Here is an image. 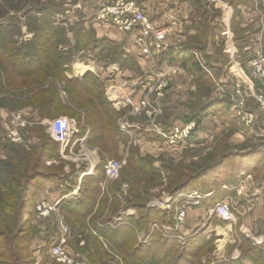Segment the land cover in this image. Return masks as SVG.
Returning a JSON list of instances; mask_svg holds the SVG:
<instances>
[{
    "label": "trees",
    "instance_id": "1",
    "mask_svg": "<svg viewBox=\"0 0 264 264\" xmlns=\"http://www.w3.org/2000/svg\"><path fill=\"white\" fill-rule=\"evenodd\" d=\"M12 1L15 0H3V6H7L6 4ZM187 1L191 3L194 16L198 18L192 40L195 41V36L208 32L211 33V40L214 41L218 29H211L207 21L210 4L206 0ZM229 2L237 9L238 5L244 1L230 0ZM35 11L39 14L38 17L27 16L26 25L32 33V37L28 40L18 43L10 36V33L14 31L13 28L0 27V95L16 92V95L21 98L17 99L16 103L9 102L4 107L7 109L29 107L41 119L52 120L59 115H67L74 118L77 125L83 121L89 128L87 143L97 147L100 151V163L96 170L103 163L100 168L103 177L104 157L117 154L119 144L121 146L128 143L127 134L119 128L118 124L120 110H116L106 97L104 83L99 77L89 72L83 76L68 77L66 75L69 70L67 64L74 55L73 50L93 47L95 49L98 44L100 52L111 53L115 50L120 57H130V55L122 49L124 48L122 43L105 37H97L93 29L85 28L80 22L78 26L74 25L75 27L69 29L74 37L72 47L63 50L61 46L67 40L65 32L60 26L54 24V20L44 7ZM237 23L238 21L233 18L231 30L234 33L237 48L242 51L246 44V37L243 33L244 29ZM192 40L181 48L168 46L162 49L159 60L178 64L185 69L192 77L195 90L202 85H206V88L213 87L215 78L211 71H214V66L210 62V56L206 54V46L205 44L195 46L196 43ZM215 49L218 52V48ZM202 51H205L204 64L197 56V52ZM111 58H113L112 55ZM114 59H116L115 56ZM61 90L65 92L64 97L61 96ZM231 104L232 101L226 96L213 98L209 103H202L198 107L190 103L188 109L192 111H189L190 113H187L184 118L185 121L194 120L198 124L206 109L217 106L216 110L219 115L234 131L233 118L229 114ZM0 105L3 106L1 102ZM34 134L39 136L38 143H27V136L32 137ZM22 135L25 141L21 144L0 140V149L3 153V157H0V264H34V258L30 256L28 248L29 212L26 208L28 198H32L40 191L46 182L58 180V176L55 175L56 171H52L53 166H46V169H43V166L46 159L51 157L46 145L51 143L52 149H57L59 142L48 133H46V138H42L36 129L24 128ZM127 153L126 165L121 167L118 180L107 189V193L100 190V176L87 175L83 177L82 182L87 179L90 186L86 188L83 185L84 187L76 198L64 201L62 209L68 219L73 218L74 221L82 224L88 216V224L96 232L92 239L101 246L102 244L110 246L116 254H124L127 257L126 260H134L129 261L130 264H169L165 263V260L173 261V264H182L181 262L210 264L207 258H205L206 262L204 260L184 261L187 260L188 255L194 254L198 249L194 246L195 235L190 236L192 239L184 247L175 245L174 241H179L173 238V252L176 254L174 257H169L172 249L167 245V239H162L157 233L151 235L146 244L138 243L136 231L149 233L154 217L158 214L166 216L171 211L160 212L146 205V201L152 196L150 189L157 185L156 181L162 177L160 170L165 172L164 179L172 194L182 189H200L206 192L211 190L210 186H215L217 190L220 183L216 173L224 174L227 181L230 176L234 175L233 170L237 168L250 172L256 183L264 182V139H257L250 145V149L244 152L230 150L222 152L212 162L202 164L197 168L188 165H185V168L176 169L157 168L153 165V156L140 154L130 148ZM84 169L85 166L80 168L81 171ZM123 184L126 185L125 192L120 190ZM126 205L133 206L137 210V216H120L119 211ZM105 211L109 215L106 214L100 218ZM116 216L118 219L115 220ZM215 218L220 220L218 216ZM241 239H244V243L247 244V246H239L242 253L251 255L257 264H264L260 250L249 242L250 240L244 237ZM140 250L146 251L147 255H140ZM198 250L201 252V248ZM212 250L213 247H210L207 253H211ZM85 252L89 255L92 264L99 262L92 258L93 254L98 253ZM159 256L163 258L160 260Z\"/></svg>",
    "mask_w": 264,
    "mask_h": 264
},
{
    "label": "rangeland",
    "instance_id": "2",
    "mask_svg": "<svg viewBox=\"0 0 264 264\" xmlns=\"http://www.w3.org/2000/svg\"><path fill=\"white\" fill-rule=\"evenodd\" d=\"M154 1L158 4L161 3V0ZM170 1L171 0H168L169 3ZM206 1L211 6L209 7V19L207 20L209 25L211 26V29L213 28L217 30V28H215L216 23H221L223 26L225 24L227 29V24L225 22V10L226 17H228V14H230L231 16L233 12V15L238 17V19H236L238 21L237 24L239 25L240 23L241 28L244 29L243 33L257 38L259 45L258 53L261 52V54L264 55V0H240L244 2H241L238 6H245L246 8L237 7V9L231 6L229 2L230 0ZM169 3L168 5H170ZM76 4L77 3L74 4V0H15L10 2V4H6L7 6H3V0H0V27L6 26L13 28L14 31L10 33V36L14 40H17L18 43L28 40L32 37V33L28 30L26 25L28 21L27 16L31 15L34 17L39 15L35 10L44 7L54 20V24L60 26L65 32V35H68L64 45L61 46V48L65 50L72 47V44L74 43V37L69 29L71 27L78 26L79 22L81 23V20L77 16L79 10L76 9V7L79 6ZM183 4L179 5H182L184 7L185 5ZM214 6L221 7V16H218V11L213 8ZM183 7L182 10L185 11ZM249 7H251V10L249 9ZM170 9L171 10L169 11H172L171 13L173 14V8ZM150 13L152 16L155 15L154 10H150L149 14ZM86 16L87 15L82 16V22H84V24L88 26L89 18H84ZM150 18L153 20L155 19L151 16ZM178 20L187 21L183 24H180L178 26L179 29H172V31L170 30L171 37H173L174 32V36L177 37V39L174 40L175 42L189 41L192 36L194 37V35L192 34V25L197 27V23L192 24V22L189 21V15H185V13L180 14ZM159 24L163 25V23ZM97 31L98 33H102L100 30ZM211 37V33L206 32L200 34V36H195V41H192L193 43H196L194 44L195 46H200L202 44H205V46H207L208 41L212 39ZM209 45L210 44H208V46ZM99 46L100 45L98 44L97 48L95 49L93 47L90 49L73 50L74 55L71 58V61L67 64L69 70L66 72V75L68 77H72L83 76L88 72L92 74L94 73L103 81L105 86V94L106 87H108L107 85L109 84H112L115 87H120L121 89H123L125 94H128V92H130V85L135 84V92H137H134V94L135 96L137 94L136 100L143 98L144 95H146V89L144 90L142 87H140L141 80L144 78L142 77L143 72H140V67L133 59V57H120L115 50L111 51V53H103L100 52ZM208 48L210 51L214 52L215 56H220L218 55V53H216V51L212 50L210 46ZM223 48L227 49L225 42L223 43ZM122 49L124 50L125 47H122ZM204 52H197V56L199 60L202 61V63L206 61ZM111 55L113 56V58H111ZM257 55L258 57L261 56L260 54ZM114 56L116 57V59H114ZM240 59L242 60V58ZM218 64L222 65L219 66L221 68L218 77L221 78V73L225 72L223 81H226V87L230 90L231 96L234 99H239V97H246V88H243L242 90H240V92H237L238 90L234 89L233 85H235L237 82L240 84L245 83L244 85H247V83L249 85L251 84L249 79L246 78L244 74H247V69H243L244 73L241 72L239 74L238 71L235 72L237 74L234 75L229 71L231 67L230 61L227 63L220 62ZM247 64L248 61L246 59L244 67ZM247 66L249 67V65ZM211 72L215 78L213 87L206 88V85H202L196 90L194 89L190 91V89L192 88L190 78L187 77V75L185 76L183 74H180L174 81L177 83V86L176 83H174V85H170L169 82V88L171 89L165 91L163 96L157 98L158 101L157 99H154V93L146 95L148 97V100L145 104V107H137V104H135V108H133L130 103L122 104L120 98L111 100L106 94L108 100L112 102L113 107L116 110H120V116L118 118L120 129L121 126L119 121L123 119H125L127 123H129V125L134 123L137 124V122H139L140 125L131 126L132 130L129 129L128 132L124 131L128 136V143H125L121 146L119 144L117 154L106 155L104 157L105 161L107 159L121 160L123 161V164L121 166L123 168L126 165V155L128 154V149L130 148L136 152H139L138 148H140L143 151H147V155L148 153H151L149 155L153 156V165L157 168L170 167L176 169L185 168V165L191 166L192 168H197L202 164L212 162V160L218 158L222 152L240 148L241 146L236 145L237 143H239L238 140L240 138L233 135V130L228 129L226 133L224 132V126L218 118L219 112L218 110H216L218 109L216 108L217 106H213L205 110L203 117L205 116L204 118L207 119L205 120L206 122L204 126L203 124H201L202 120L200 121V123L195 124V127L198 125V129L200 130H198L191 144L189 142L188 144L187 140L183 141L184 137L182 139L176 138V142L171 144L168 142L167 138L162 135L163 132L167 134V132L172 128L173 121L177 122L178 120L183 121V119H185L184 117H186V114L192 111L188 109L190 103L194 104L195 107H198V105L202 103H209V101L213 98L222 97L223 93L220 92L222 91L221 88H223V85H218L217 83L219 82V78H217L216 76L217 71ZM249 76H251L253 79L256 75H253L251 70V74H249ZM242 79L246 82H244ZM259 80L260 83H264V76L262 77V80ZM252 85H254L253 82ZM255 91L256 93L253 94V97L258 104L256 102H252L251 104L252 107L257 108V111L255 112V128L253 129L254 131L259 130L261 133H263L264 106L261 104V100H264V91L260 88L259 85L257 86V89H255ZM17 99L21 98L16 95V92H9L8 94L3 93L2 95H0V102L3 104V106L0 105V134L2 133V135H9L7 136L8 139L5 135L3 136L8 140V142H12L14 144H21L22 141H25L23 135H20L19 131L17 130V128L19 127L21 129H23L24 127L26 129H36L38 130V133L40 136H42V138H46V133L50 135L49 124L51 120L46 118L41 119L36 113H34V115H30V113L28 111H25L24 108L7 109V107H4V105L8 104L9 102L16 103ZM231 101L233 102V100ZM3 109H6L7 112H4ZM59 116H66L67 118L73 119L76 123L75 125L78 131L73 136H71L70 143L67 145H61L59 143V145H57V149H52L51 143H48L46 145L50 150L51 157L46 159L45 165H42L43 169H46V166H53V169H51L52 171H56L55 175L58 176V180L46 182L40 191L34 194L32 198H28V205L26 208L29 212L27 229H29L28 248L30 251V256L34 258V264H92V261L89 260V255L87 254V252H85L90 251L91 253H98V256L94 254L92 255L90 253L93 259L99 260L97 264H105V262L107 264H126V262L130 264L129 261L134 260H126L125 258L127 257L124 254H116L114 249H112L110 246L106 244H102L101 246L100 243L97 244V242L92 239L94 238L93 234H95L96 232L95 230H93V228H90V225L88 224V216L85 217V223L82 224L79 221H74L73 218H71V220L68 219L66 213L62 209L65 200L73 199L74 197L76 198L84 186L86 188L90 186V183L87 179L82 182L83 177L93 174L100 176V190L101 192L104 191L105 193H107V189L111 187V185L115 181L118 180L119 176L117 178L109 180L106 179L105 176L102 177L103 174L101 173L100 168H102L103 163H101V166L98 168V170H96V167H98V164L100 163V151L97 147L87 143L89 128L86 127L83 121L80 125H77V122L74 118L67 115ZM23 119H26V122L23 121ZM192 128L190 129V131L192 130ZM11 132L13 134H10ZM18 133L20 137H18ZM27 137V143H38L39 141V136L35 134L32 137H30V135ZM83 137L84 141H74V139L76 138L81 139ZM252 143L247 142L246 144L252 145ZM137 145H139L140 147ZM93 148H97V154L99 158L97 163L95 164L94 171L90 172L89 169L92 166L93 160ZM82 166H85V169L83 171L80 170ZM160 172L162 177L161 179L156 181L157 185L153 186L150 189L152 196L146 201V205L149 207H153L160 212H169L170 210L172 212L170 211L166 216H162L161 214L155 216L154 221L151 224L149 233L136 231L138 243L142 245L146 244L151 235L157 233L162 239H167V245L172 249L169 257H174V255L176 254L175 252H173V238L179 241H174L175 245L184 247L187 245V242L192 239L190 237L191 234L189 233L194 232V235L196 237L194 240V246L198 247V249L201 248V252H199V250L197 249L198 251L196 250L194 254L188 256L186 255L187 260L184 261L190 260L195 262L204 260L206 262L205 258H207L208 260H210V264H232L231 260H227V257L229 256L228 254H230L232 248L234 246L240 245L247 246V244L244 243V239H241L237 226H235L234 228L233 224V232H231V235L234 236L235 234V237H238L239 242L237 238L235 241H232V238H230V241L225 244V253L222 252L223 254H218L220 252L217 251V246L221 247V245H224L225 242L221 241L219 238H217V236H214V232L206 229L205 226L202 228H195L188 234H186V236H183L182 233H186L181 228L182 223L184 222L178 223L174 219L173 211H175V209L180 206L184 200H186L187 196L190 193H196L201 196V194L205 192L200 189H182L176 194H172V192H170L169 190V187L167 188V181L164 179L165 172L163 170H160ZM245 178L250 179L249 176ZM67 189H69V191H67ZM120 190L125 192L126 185H121ZM174 199L176 202H173ZM110 200L111 198L109 199V201ZM229 202L232 211V221H234L236 220L235 216L236 214H239V210L241 207L239 206V200L235 198L234 200L229 199ZM169 203L170 208L168 209L165 204ZM199 205H201V201L196 206ZM39 207H43V210L45 211L43 214L40 213L41 209H39ZM250 207L251 210L254 208L253 206ZM190 208L191 207H189L188 209ZM256 208H254L256 209V211L253 212V215L255 216L256 214H258V216L255 217L257 221L252 222L253 227L255 228L252 232L254 234H264V200L260 201ZM106 214L109 215V213L105 211L104 214L100 216V218L106 216ZM119 215L137 216V210L131 205H126L119 211ZM215 217L216 214L214 215V212H212L210 219L212 222H214V224H223V222L219 221ZM116 219H118V216L115 217V220ZM81 221H83V219ZM235 223H237L238 225V222ZM109 224L111 226L113 225L112 223ZM65 227L66 231L63 230ZM137 232H139V234ZM61 239L65 240L62 246L65 258L62 257V260H58L51 254L50 249L53 245L60 243L59 241ZM251 241L253 242V240H250L249 242ZM262 245L264 247L263 243L257 245L256 247L261 246L262 248ZM210 247H213V250L211 251V253H207ZM174 248L176 249V246ZM260 252L262 257L264 258V250L262 249L261 251L260 249ZM139 253L140 255H147V252H144L143 250H140ZM186 253L187 252L185 251V254ZM203 253L204 255H202ZM158 258L161 260L163 257L159 256ZM167 261L168 260H165V263L173 264V261ZM181 263L185 264L186 262Z\"/></svg>",
    "mask_w": 264,
    "mask_h": 264
},
{
    "label": "crops",
    "instance_id": "3",
    "mask_svg": "<svg viewBox=\"0 0 264 264\" xmlns=\"http://www.w3.org/2000/svg\"><path fill=\"white\" fill-rule=\"evenodd\" d=\"M111 1H113V0H74V4L77 3L76 5L79 6V7H76V9L79 10V13L77 14V16L81 20V23L83 24V26L85 28L93 29L97 37H105V38L115 40V41L123 44L127 53L131 57H133V59L137 62L138 66L140 67V70H141L140 72L141 73L143 72L142 77H144V78L141 80L140 87H142L144 90H145L146 86L149 84H154V86H156L158 84L157 79H154L155 73H161L162 70L166 72L170 68L173 69V66H175V68H176L175 73L168 71V73H169L168 77H167L168 83L163 88V93H165V91H168L169 89H171V88H169V82H170V85H172V84L174 85V83H176L174 81L176 80V78L180 74H183L185 76L187 75V77L190 78V81L192 84V88L190 89V91L194 90L195 86L193 84L192 77H191V75H189L185 71V69H183L180 65L175 64V63H169L166 61L160 62L159 54H160V51L162 49L156 55H154L150 58L145 57L144 55H142L140 53L136 44H134V42H133L134 36L131 34V32L122 31L116 25H114L111 22V20L101 17V8L104 5L109 4ZM135 1L141 5V8L143 9L144 13L147 15V17L150 20H152V22L155 25L161 26V27L163 25H165V26H163L167 29L165 48L168 46H173L175 48H181V46H183L185 43H187L193 39V38H191L189 41H186V42L185 41L184 42H181V41L175 42L174 40L177 39V37L174 36V32H173V37H171V34H170V30L172 31V29L173 30L179 29L178 26L187 21V20H184V21L178 20V17L180 14H183V13H185V15L188 14L189 15V21H191L192 24L197 22L198 18H196L194 16V9L190 5L189 1H187V0H171L169 3L168 0H161V3H159V4L157 2H155L154 0H135ZM180 1L183 2L184 4L181 3ZM168 3L170 5H168ZM179 4H183L185 6L187 5L186 9H185V6L183 7L182 5H179ZM182 7L186 12L182 10ZM170 8H173V14L171 13L172 11H169V10H171ZM213 8L218 11L217 12L219 14L218 16H221V13H222L221 7L214 6ZM238 8H246V7L245 6H238ZM249 9L251 10V7H249ZM150 10L155 11L154 16H152L151 13L149 14ZM231 10H232V8H231ZM83 15H87L84 18H86V19L89 18V22H88L89 25L88 26L85 25L84 22H82V16ZM150 16L154 17L155 19L154 20L151 19ZM233 18L235 20L238 19L237 16L233 15V12H232L231 16H230V14H228V17H226V10H225V22L227 24V29H226L225 24L223 26L221 23H216L218 33L216 34L214 41H212V40L208 41L207 46H206V54L210 56V62L214 66V72L217 71L216 76H217V78H219V82H217L218 85H223V88H221L222 91L220 93H223L222 96L229 97L230 100H233L232 104L229 107V114L233 118L234 127H235L234 131H233V133H234L233 135L238 136L240 138L238 140L239 143H237L236 145H239L241 147L236 148L234 150H230V151H232V152H244V151H247L248 149H250V145L246 144L247 142L252 143V142H255L257 139H264V132L261 133L259 130L254 131V129H253V128H255V122H256L255 112L257 111V108H254L251 106L252 102L257 103V101H255V99L253 97V94L256 93L255 89H257V86L259 85L260 88L264 91V83H260L259 79L262 80V77L254 76L255 78L252 79V77L249 76V74H251V70L253 69L252 61L258 57L257 54H260L262 56V58H264V55H262L261 52L258 53L259 52V48H258L259 45H258L257 38L246 35V34H245L246 44L243 47L242 51H240L237 48V46L235 44L234 33L231 30V25H230ZM159 23H163V25H160ZM166 25H168V26H166ZM239 26L241 27L240 23H239ZM244 27H246V26H244ZM192 29H193L192 34L194 35V33H195L194 25H192ZM97 30H100L102 33H98ZM222 31H223V33H222ZM190 34H191V32H190ZM224 42H225L227 49L223 48ZM208 44H210L209 46L212 48V50L216 51V53H218V55H220V56H218V57L215 56L214 52L209 50ZM215 48H218V52ZM223 55H225V56H223ZM240 58H242V60ZM245 58L248 61L247 65H249V67L247 65L244 67L245 62H246ZM229 61L231 62V67H230L229 71H230V73H232L234 75L237 74L235 72H238V71H239V74L241 72L244 73L243 69L244 68L247 69V74L246 73H244V74H245V77L249 79L251 84L249 85L247 83V85H244L245 83L240 84L237 82L236 84L234 83L235 85H233V88L238 90L237 92H240V90H242L243 88H246V90H247L246 97H239V99H234L231 96L230 90L227 89V87H226V81H223L225 72L221 73V78L218 77L220 74L219 71L221 68L219 66H222L221 64H218V63H220V62L227 63ZM250 68H251V70H250ZM257 78H259V79H257ZM243 81L246 82L245 80H243ZM252 82L254 83V85H252ZM107 86L108 87H106V94H107L109 99L112 100V99H117V98L119 99L120 98L121 101H123L124 99H130L134 105L137 104V100H136L137 94H136V96L134 94L135 89H136L135 84L130 85V87H129L130 92H128V94L127 93L125 94L123 89H121L118 86L115 87L112 84H109ZM167 86H168V88H167ZM176 86H177V83H176ZM166 88H167V90H166ZM61 96H62V94H61ZM118 106H120V105H118ZM3 110H4V112H7L6 109H3ZM24 110L28 111L30 113V115L31 114L34 115V113H36L34 110H32L29 107L24 108ZM232 111H233V113H232ZM204 117L201 119L202 120L201 124H203V126L206 122L205 120L207 119ZM218 118L220 119L221 123L224 126V132L225 133L228 129H231V127H229V124L226 121H224L220 115L218 116ZM25 120L26 119H23V121H25ZM177 122L173 121V126L185 127V126L189 125V126H191V128L193 127L192 130L189 131V134L186 137H184V139H183V141L187 140V143L189 142L191 144L193 142V139L195 138V135L197 134L198 130H200V129H198V125L195 127L196 122L194 120L185 121V119H183V121L178 120ZM134 125L137 126L140 124H139V122H137V124L136 123L132 124V126H134ZM23 129H21L20 127L17 128L20 135L22 134ZM19 133H18V137H20ZM49 133H50V128H49ZM10 134H13V133L11 132ZM3 135H5V134H3ZM3 135H2V133L0 134V140H2V141L7 140L8 139L7 136H9V135H5L7 139H5V137ZM83 139H84V137L81 139L76 138L75 141H77V140L78 141H84ZM137 146H139V145H137ZM93 149H94L92 151V154H93L92 159L93 160H92V166L89 169L90 172L94 171L95 164L97 163L98 158H99L98 154H97V148H93ZM138 151L140 154H147V151H143L140 148H138ZM148 154H151V153H148ZM0 157H3V153H2L1 149H0ZM96 158H97V160H96ZM237 166H239V165H237ZM233 174L234 175L230 176L228 178V180L226 181V177L223 176L224 174L222 175L221 173L217 172L216 177H217L218 182L220 183L219 189L215 190V186H210L211 190H208L205 193L201 194V205L187 209V213H186L184 223H182V226H181L183 231L186 232L184 234L182 233L183 236H186V234H188L190 231H192L195 228L196 229L198 227L202 228L204 226L206 227V229L214 232L213 233V234H215L214 236H217V238H219L221 241L225 242L224 245H221V247L217 246V251L220 252V253L217 252L218 254H223L222 252L225 253V244L228 241H230V238H232V241H235L236 238L238 239L237 236L235 237V234H234V236L231 235V232H233V229H232L233 224H234V228H235V226H237V229L240 233V237H244L248 240H253V242L252 241L251 242L255 246L260 245L261 243L264 244V234H259V233L254 234L252 232L253 229H255L253 227L252 222H256L257 219L255 217L258 216V214H256L254 216L253 212L256 211V209H257L256 207L259 204V202L264 200L263 199L264 198L263 197L264 196V190H263L264 189V182L263 183H256L252 174L250 172H247L243 168L234 169ZM229 175H230V173H229ZM247 176H249L250 179H246L245 177H247ZM190 190H197V189H190ZM214 192L216 194H214ZM234 198L239 200V206L241 207L239 210V214H236V216H235L236 220H234L232 222H230V221L225 222V221L220 219L219 221L223 222V224H219V223L214 224V222H212L210 219V216L212 213V208L214 207V205L220 201H223V200H225V201H229V199L234 200ZM173 202H176L175 199L173 200ZM250 206H253L256 209L253 208L251 210ZM235 222H238V225ZM137 233L139 234V232H137ZM189 234H191L190 236H193L195 233L193 232V233H189ZM238 242H239V239H238ZM257 248L258 249L260 248L261 251H262V249L264 250L263 245H262V248H261V246H259ZM228 255L229 256L227 257V260H231L232 264H257L255 262V259L251 255L242 253L241 248L239 246H234L232 248V251Z\"/></svg>",
    "mask_w": 264,
    "mask_h": 264
},
{
    "label": "built area",
    "instance_id": "4",
    "mask_svg": "<svg viewBox=\"0 0 264 264\" xmlns=\"http://www.w3.org/2000/svg\"><path fill=\"white\" fill-rule=\"evenodd\" d=\"M101 17L111 20V22L116 25L120 30L125 32H131L134 36V43L139 49L140 53L145 57H152L156 55L161 49L165 48V40L167 35V29L165 27L155 25L144 13L141 5L135 0H113L109 4L104 5L101 8ZM264 59L259 56L252 61V74L263 77L264 76ZM175 66L173 69L170 68L168 71L175 73ZM168 71H161V73H155L154 79H157L158 84H149L146 86V95L154 93V99L163 96V88L168 83ZM61 94L64 97L65 93L61 90ZM144 95L143 98L137 100V107H145L148 97ZM262 97V95H261ZM158 101V99H157ZM122 104L130 103L134 105L130 99H124L121 101ZM261 104L264 106V100H261ZM135 108V106H133ZM121 130L128 132L131 129V125L127 123L125 119L119 121ZM73 119L67 118L66 116H58L50 121L49 128L51 136L58 141L61 145H67L70 143L71 136H73L77 131ZM191 126L179 127L172 126V128L167 132L162 133L169 143L173 144L177 139L186 137L189 134ZM75 141V139H74ZM123 164V161L116 159H107L104 163V176L106 179H114L119 176V170ZM201 196L196 193H190L186 200L182 202L174 211V219L178 223H182L185 220L187 209L192 206H196L200 203ZM170 202V201H167ZM169 209L170 203L165 204ZM40 213L43 214L45 211L43 207ZM212 212L216 214L223 221H232V211L229 201H220L214 205ZM66 231V227L63 229ZM65 240L61 239L56 245H53L50 252L58 260H62L64 257L63 242Z\"/></svg>",
    "mask_w": 264,
    "mask_h": 264
},
{
    "label": "bare ground",
    "instance_id": "5",
    "mask_svg": "<svg viewBox=\"0 0 264 264\" xmlns=\"http://www.w3.org/2000/svg\"><path fill=\"white\" fill-rule=\"evenodd\" d=\"M79 70H80V68H79Z\"/></svg>",
    "mask_w": 264,
    "mask_h": 264
}]
</instances>
